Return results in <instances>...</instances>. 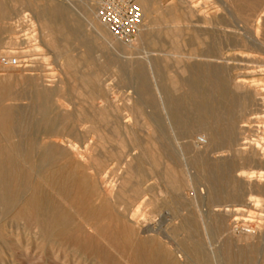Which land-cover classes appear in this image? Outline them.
<instances>
[{"label": "rangeland", "instance_id": "obj_1", "mask_svg": "<svg viewBox=\"0 0 264 264\" xmlns=\"http://www.w3.org/2000/svg\"><path fill=\"white\" fill-rule=\"evenodd\" d=\"M190 1H194L193 3L198 5V9L200 12L211 14L213 13V11L219 9L217 7L219 4L215 0H212L213 4L211 0ZM54 2L68 8L70 13L69 19L72 23L71 27H74V21L79 20L81 22L80 35L83 40L88 41L87 46L82 42L80 43L78 40H76V37L74 36H57L61 42L65 40V38L68 41V48L64 45L65 48L62 55L50 48V45L46 42L45 33L40 28L37 18H33L36 24L35 27H32L29 21L23 22L25 23L24 25L21 24V26H18L20 25L21 19H18L15 14L10 16L8 19L3 20L0 18V58L2 55L6 54V51L16 49H18V51L20 50L19 52L28 51L26 53L28 57L25 56L23 58H20L24 66L20 68H10L2 66L0 64V73L8 72L9 69H15L12 71H14L15 73H24L25 75L35 73L34 81L36 85L40 86V88L42 87V90L56 91L58 89H61V91L53 95L54 97L52 96L51 105L53 104L54 106H51V111L48 116L49 121L58 120L60 124L57 126L55 125L53 129V125L49 121L44 122V124L42 125L43 127H40L41 131H39V145L37 146L35 152L28 158L19 157V159L23 163V171L20 175L16 176V180L21 178V176H24L25 179L22 180H25L27 188L23 193L24 196L22 195L20 201L21 204L19 202L20 205L15 208V211L2 219L6 222H0V244L2 245L0 246V264H158L160 260L159 254L161 253L160 248H165L166 246L164 243L166 241V238L164 237L173 236L172 232L174 228L180 226L186 219L189 220L191 224H193V229L191 231L181 229L177 233L178 236H173V239L178 237L179 240H185L188 236L193 234V236L197 240L203 242L205 241L204 243L207 246L208 241L214 243L215 246L217 245L215 248H217V255L219 256H228L230 255V253L236 254L241 248L246 247L251 242H253L256 247L258 246V249L261 246L260 242L262 240V237L264 238V218L259 219L255 217L256 214L254 215V213L259 212L256 205L251 204L248 207V210L253 213L245 210L244 213L241 212L240 214L235 216H226L223 211V207L221 208L222 210L214 211V209H216V207H214V204H246L249 203L248 198L252 193L254 195L256 194L264 196V179H260L257 174L256 177L254 176L253 178L249 179L238 175L241 169L248 171L254 170L257 172L264 170V153L262 154L263 151L261 149L258 150L255 144L256 140L259 139L262 142V145L264 144V123L263 119L260 118L264 116V107L262 110V106L260 105L262 96H255L257 89H264V73L261 71L263 69V66L262 63H260V61H262V59L260 58L264 56H258V59L260 60H253V58H247L245 56V53L240 54L238 53V51L232 50L225 55V58L223 60L212 58L208 59L202 57L200 51L202 50L203 46L198 45L196 37H194L193 33L190 31H186V33L180 37L181 42L178 46V50L174 51L171 37L166 36L165 31H163L162 29L163 27H166L165 24H163V22L166 20H174L175 18L184 20L186 18L187 15L184 9L178 10L176 13L168 14V10L179 5L180 0H154V4L151 8L152 12L145 17L144 23L147 24L145 28L155 27L156 29L152 32V35L149 37V39L147 37L138 35L137 39L133 43H130L131 47H128L127 43L121 42L114 38L111 35L108 27L102 21L101 22L105 25V29L108 34L105 35V33H101L96 30L94 20H100V18L98 17L99 0H55ZM50 3L51 0H37V4H40V6H43L44 8ZM28 11L27 12L31 13V15L33 16L34 13L32 12V10ZM221 14H223L222 10L219 12V15ZM20 17L22 18V15H19V18ZM155 21L158 22L156 26L154 23ZM235 21L240 28L245 29V32L249 31L253 35L256 34L255 30L258 28V25L255 29L252 30L249 27H246V25L236 16ZM11 27H14L17 30L15 31L19 33L18 43L20 47L19 45H17V43L9 46V49L8 45H11V43L8 42V39L12 35H15V32ZM261 28L262 33L260 34V37L263 36L264 32V27L262 25ZM9 32H11L12 34H9ZM65 33H67V31H65ZM26 35L27 37L25 39ZM35 35L36 37H38V42L34 40ZM23 40L27 43H25L26 45H23ZM37 43L40 47L39 49H37L36 47ZM22 48L25 49L23 50ZM29 53H31L32 55H29ZM8 55L12 57H19L18 53H11ZM69 55L73 56L79 62L78 69L80 74H88L87 76H94V74H97L98 76V79L93 78V81H95L96 85L95 88L97 89V98L95 100V104L99 109L101 108L104 111L107 109L105 112L110 113V121L108 123H100V127L103 131H106L107 133L112 132L114 128L113 124L120 122V131L116 134V136L118 138L125 137L127 139L125 129L123 128L126 125L129 126L131 130L142 136L143 134L140 132V130L142 129L141 127L144 122L151 121L152 123H150L154 127H157L160 123V118L161 121L165 123L168 131V141L165 144L168 146V150L165 152L167 156L164 155L163 158L165 161L162 159L161 169L164 170L167 167H173L175 169L177 168V175L187 178L188 183L183 186V188L180 190L181 192L179 191L178 193H176L175 191H173L169 186L166 175L163 173H159L158 170H156L151 164H139L135 159L139 155L138 153H140V149H134L128 139L127 141L129 147L125 158H114L109 155V151L117 149V144H109V146L107 145V149L102 150L96 144L97 135L95 133H93L94 135H91L92 133H85L88 129L86 127H90L89 125L91 124L88 122L83 123L85 126L79 124V117L76 114H78L82 105L86 107L88 112H92V109L90 108L91 103L88 104L89 102H81L82 96L80 95V93H82L85 88H83L80 80L75 81L73 79H70L67 75L65 64L67 63V56ZM233 55L235 56V58ZM44 58L48 59L46 60ZM238 59L241 60L239 61ZM247 59L253 60L254 62L243 61ZM25 60H29V62L25 63ZM28 65H30L31 69H35L36 67V70H29V67H27ZM140 65H143V67L146 69L147 74L144 79H142L141 77H137L135 72V70ZM192 74L193 76H202L204 83H201L202 89H211L214 88L215 85L218 88L224 89L227 101L230 100V98L233 96H237V98L239 99L244 93H248L251 97L252 101L250 100L249 104L241 109V116L239 115L240 126L244 123L242 122V120L250 121L249 125L251 128H249L248 131L245 132V134L238 135L239 138L246 137V140L250 142V144H247L245 146L247 149L241 152L238 151V149L240 148L238 144L244 143L246 141L245 139H242L238 143H236L234 147L223 146V148L221 147L222 149L216 150L214 153H210L209 155H207L211 163L212 161H214L213 164L218 163L219 161L226 160L227 162L231 163L232 176L234 175V179L237 177L235 180H237L240 187L242 186L245 193L240 200H233L223 197L213 200L208 197L207 184L202 179V174L200 173L201 168L192 163L190 154L186 150H184L182 145L184 141L188 140L190 141V145L192 148L197 146L199 147L198 149H204L206 144H198V140L199 137L205 138L206 131L204 129L196 130L195 133L191 135L190 139L183 140L176 127L174 125H171L168 116L166 115L168 108V101L166 98L168 97V94L173 93L181 97H185L188 94L187 88H184L183 85H179V89L177 92L173 90L174 88H172L170 80L176 77V79L179 80L180 83H182ZM238 79H244L247 82V87L243 91L237 92L235 83L239 81ZM258 79L260 80L258 81ZM142 83H144L145 87L150 89L151 93H141L139 91V89L143 88L141 86ZM74 85L77 88V92L75 94V91L72 89ZM14 88L16 89V91L21 92L23 86L21 84L14 86L12 90L16 92ZM212 98L213 97H210V101L213 102L214 98ZM216 99L218 100L217 95L215 96V100ZM153 101L155 104H153ZM11 102L12 101H7L6 103L9 104ZM11 104L21 106L23 107V109H27V107L30 106V101L16 100ZM154 107L158 108L155 109ZM162 107L164 109H162ZM142 111H144L142 114L143 116L138 113ZM35 119L38 120L39 116H35ZM78 124L80 127L78 126ZM153 126L150 127L148 133L152 132V128H154ZM83 128L85 131L82 130ZM67 134L69 136H67ZM18 140L20 141V139L16 138H9L8 141L1 139L0 148L4 149L7 154L16 157L17 154L14 147ZM205 140L207 141L208 139L205 138ZM75 145L78 147H76ZM47 146L53 147L52 156L55 157L53 158V164L48 166L43 172H38L37 165L39 159L41 158V155L45 147ZM86 146H89L88 150L86 149ZM161 146L162 145H158V147ZM219 151L225 152L220 153ZM91 154L92 156H101L102 164L101 166L99 165L101 168L98 165L94 164V157L92 158ZM126 158H128L129 160H127ZM118 159H120V161H118ZM130 163L137 167L138 165L140 166V169L144 174V177H141V182H145L142 185V189L147 192L146 198L148 197V199H152L153 201H155L154 203H156L146 205L143 208V212L146 214V217L141 216L139 218L140 220L137 219L138 223L137 221H134L135 224L133 221L128 222V220L122 217L119 214V209H117L112 202L106 203L105 201L108 192L113 190V193H115L121 186L122 178L126 175L125 170L127 171L128 165ZM110 164L113 165L111 166ZM111 168L113 169V171ZM88 169L90 170L88 171ZM108 171H110V173ZM114 172H117V174L113 175L115 174ZM49 173H52V175L54 174L55 176H52ZM103 174L110 175L108 176L107 182L105 184L102 183ZM112 178L114 180L110 181V179ZM119 178H121V180ZM116 180H119L118 183ZM73 181L74 183L72 184ZM113 182L114 185L112 184ZM32 185H34L35 187ZM56 185L59 187H56ZM32 193H36L35 197L37 201H39L38 199L43 200L44 197L56 200L61 204L67 214L70 215V222L66 226L61 227V229H58V231L54 232V236L48 240H46L47 238H44V240L43 237H41L40 230L38 229V227L36 228V208L29 200L32 196ZM45 194L48 195L45 196ZM162 200H164V202H162ZM29 203L31 204L30 206ZM124 206L125 205L123 204V206L120 208L121 212L123 211ZM132 209H137V205L132 207ZM18 213L20 216L17 215ZM12 215L14 218L12 217ZM201 215H204V217ZM216 215L222 216L221 221L222 226L224 227L221 231L213 230ZM167 217L168 219H166ZM24 219L26 222L24 221ZM144 223L147 224L144 226ZM125 224L129 226L127 227ZM132 224L135 225L134 228H131L133 226ZM5 226L7 227L5 228ZM13 226L14 228L16 227L15 229L17 230H15ZM151 226H155L159 230V235L155 234L154 232L152 234V231L146 232L147 228ZM234 229H237V231H234ZM249 229L250 231L254 230L253 232L255 234L257 233L254 238L250 239L251 241H247L244 234L247 233L246 231H249ZM7 231H9V233H7ZM36 231H38L39 234ZM18 232L19 234H17ZM37 234L40 237H38ZM31 235L33 236L31 237ZM4 240L6 242H4ZM40 242L42 245L40 244ZM48 243H50V245ZM68 244L70 245V247L68 246ZM173 244L174 245L171 249L175 251L177 260L178 262H180L179 264H191L192 262H188V257H186V254H183L179 251L181 249H179L177 243H175L174 241ZM64 245L67 247H65ZM31 248H33L34 250ZM27 249L28 251L24 252ZM78 255L80 257H76ZM182 255L185 256L182 258L180 257ZM38 256L39 258H37ZM47 256L50 257L46 258ZM68 256H71V259ZM53 257L56 259L59 257L57 259V261L60 259L58 263L53 261ZM84 261L86 263H84ZM192 264L201 263H196L194 261ZM262 264H264V260Z\"/></svg>", "mask_w": 264, "mask_h": 264}, {"label": "bare ground", "instance_id": "obj_2", "mask_svg": "<svg viewBox=\"0 0 264 264\" xmlns=\"http://www.w3.org/2000/svg\"><path fill=\"white\" fill-rule=\"evenodd\" d=\"M54 1L55 0H51V3L47 6H45V8H44L43 6H40V4L39 5L37 4V0H0V18L3 20L8 19L10 16L15 14L18 19H21L20 25H18V26H21V24L24 25L25 23H23V22L29 21L31 23L30 25L32 27L36 26L33 18L34 17L37 18L39 21L40 28L45 33L46 42L50 45V48L52 50L56 51L57 53L62 54V55H63V51L65 48L64 45L67 47L68 41L66 40V38H65V40H63V38H62L63 41L61 42L58 39L59 36H63V37L64 36L69 37V35L74 36V37H76V40H78L80 43L82 42L84 45L87 46L88 41L83 40L81 35H80L81 22L79 20L74 21L73 22L74 27H71L72 23L69 19L70 13H69L68 8L61 5V4L55 3ZM215 1L219 4L217 6L219 9L213 11V13H211V14H208L206 12H200L198 9V5L194 4L193 3L194 1H190V0H180L179 5H177L173 8H170L168 10V14H171V13H176L178 10L184 9L185 13L187 15L184 20H180V19L175 18L174 20H168V21L166 20L163 22V24H165L166 27H163L162 30L165 31L166 36L171 37V42H172V45L174 47L173 50L174 51L178 50V46L181 42L180 37L183 34H185L186 31H190L193 33V36L196 37L198 45L203 46L202 50L200 51L202 57H205L208 59L212 58V59H218V60L222 59L223 60L225 58V55L229 51H232V50L238 51V53H240V54L245 53V56L247 58H249V59L253 58V60L258 59V56L259 57L264 56V32H263V36L260 37V34L262 33L261 25L264 27V0H215ZM138 2H139V5L143 11L144 19H145V17L149 13L152 12L151 8L154 4V0H138ZM211 2H212V0H211ZM212 4H213V2H212ZM28 10H32V12L34 13L33 16L31 15V13H28L29 12ZM221 10L223 11V14L219 15V12ZM19 15H22V18L21 17L19 18ZM235 16L238 17L240 19V21H242L246 25V27H249L252 30L255 29L258 25V28L255 30L256 34L253 35L249 31L245 32L244 28H240L239 25L237 24V22L235 21ZM94 23H95V27H96L97 31H99L101 33H105V35L108 34V32L105 29V25L101 22V20L96 19V20H94ZM154 23H155V26L158 24L157 21H155ZM146 25L147 24L144 23V25H143L140 33H139V36L147 37L149 39V37L152 35V32L156 28L155 27L145 28ZM11 28L14 30L15 35L14 36L10 35L11 37L8 39V42L11 43V45H8L9 49H10L9 46H12L13 44H17L19 42V33L16 32L17 30L14 27H11ZM29 29H31V28H29ZM34 31H35V29H34ZM65 31H67V33H65ZM10 33L11 32H9V34ZM0 35H1V33H0ZM26 37H27V35L25 36V39H26ZM34 40L36 42H38V37H36V35H35ZM31 42H34V41H31ZM25 43L26 42L24 41L23 45L27 44V43L26 44ZM17 45H19V43ZM30 46H31V44H30ZM127 46L131 47L130 44H128ZM19 47H20V45H19ZM24 47H27V46H24ZM28 47H29V45H28ZM36 47H37V49L40 48L38 46V43H37ZM8 48H7V50H8ZM16 50L6 51L5 53L6 54L18 53L19 58H21V57L23 58V57L27 56L26 53L28 51L19 52L20 50L19 51H18V49H16ZM171 53H172V51H171ZM30 54L31 53H29V55ZM67 57L68 58H67V63L65 64V67H66V72H67L68 77L70 79L75 80V81L80 80L82 85H83V88H85V90L82 93H80V95L82 96L81 102H84V103L89 102L88 104L91 103L90 108L92 109V112H88L86 107H84L82 105L78 114L74 113V114L78 115V117H79L78 118L79 124H81L83 126H85L83 124L85 122H88L91 124V125L87 124L90 127H86L88 129L85 133H90V134L92 133L91 135H94L93 133H95L97 135L96 144L102 150L107 149V145L109 146V144H112V143L117 144V149L109 151L110 154L108 153L110 156H112L114 158H116V157H118V158L124 157L125 158V155L128 152V147H129L128 141H129L134 149H140V151H139L140 153H138L139 155L136 157L135 160H137L139 164L149 163L156 170H158L159 173L165 174L171 189L173 191H175L176 193H178L183 188V186L186 183H188L187 178L180 177L179 175H177V171H176L177 168L175 169L173 167H167L164 170L161 169L162 159L164 158V155L167 156V154H165V152L168 150V146L165 144L168 141V133H167L168 131H167V126L165 125V123L163 121H161L160 118H159L160 123L157 127H154L151 124L152 123L151 121H150L151 123L149 121L144 122V124H142V127H141L142 129L140 128L141 129L140 132L143 134L142 136H140L135 131L131 130L129 128V126L126 125L123 128L125 129L126 137H127L128 141L125 137H121V138L119 137L118 138L116 136V134L120 131V127H121L120 122L113 124L114 128H113L112 132L107 133L106 131H103L102 128L100 127V123H102V122L108 123L110 121V115H109L110 113L105 112L107 109L105 111L102 110L101 108L99 109L95 104V100L97 98V89L95 88L96 85H95V81H93L94 80L93 78L98 79V76H97V74H94V76H87L88 74H86V75L80 74L79 69H78L79 62L73 56L69 55ZM234 58H235V56H234ZM44 59L47 60L48 58H44ZM230 59H233V58H230ZM249 59L243 60V61L254 62L253 60H249ZM260 59H262V61H260V63H262V66H263V69L261 71L264 73V57H261ZM260 59H258V60H260ZM238 60L240 61L241 59H238ZM26 62H29V60H25V63ZM210 64H211V62H210ZM27 67H29V70H36V67H35V69H31L30 65H28ZM12 70H15V69H9L8 72L0 73V140L4 139V140L8 141L9 138H16V139H20V141L19 140H18V142L16 141L17 143L14 147L15 152L17 154L16 157H14L13 155L7 154V152H5L4 149L0 148V222L3 221L2 219L5 216H8L12 212H14L15 208L21 204L20 201H21V198H22L24 191H26L27 185H26L25 180H22V179H25L24 176H21V178H19L20 180L19 179L16 180V178H17L16 176L20 175L21 172L23 171V163L21 162L19 157L28 158L35 152L37 146L39 145V138H40V132L39 131H41L40 127L44 124V122L49 121L48 116H49V113L51 111L50 110L51 106L53 105V104L51 105L52 96L54 94H57V92L61 91V89H58L56 91L42 90V87L40 88V86L36 85V83L34 81L35 80L34 79L35 73H30V75H27V74L25 75L24 73L22 74L20 72L15 73ZM135 72H136L137 77H141L142 79H144L146 74H147L146 69L143 67V65H140L135 70ZM244 79H240V80L238 79L239 81H237L235 83V88L237 89V90L236 89L235 90L237 92L243 91L247 87V82ZM259 80L260 79H258V81ZM138 81H136V82H138ZM261 81H263V80H261ZM219 82H221V81H219ZM144 83L141 84V86L143 88L139 89V91L141 93H151L150 89L145 87ZM170 83L172 85V88H174L173 90H175L176 92L179 89V85H183V87L184 88L186 87L188 90L187 91L188 94L185 97H181V96H178V95L172 93V94H168V97L166 98L168 101V106H167L168 108H167L166 115L168 116V119H169L171 125H174L176 127V129L178 130V132L181 135L183 140L184 139L185 140L190 139L191 135L193 133H195L196 130L204 129L206 131L205 138H207L208 140L206 141L207 143H206L204 149H198L199 147H197V146L192 148L190 145V141H188V140L184 141L182 145H183L184 150H186L190 154L192 163L201 168L200 173L202 174V179L207 184V188H208L207 195H208V197L210 199H213V200L219 199L221 197L230 198L233 200H238V199L240 200L244 196L245 193H244V189L242 188V186L240 187L237 180H235L237 177L234 179L233 178L234 175L232 176L231 163L227 162V160H226V161H219L218 163L213 164L214 161H212V163H211L209 161V158L207 157V155H209L210 153H214L216 150L222 149L223 146L224 147L225 146H228V147L233 146L234 147V145H236V143H238L240 140H242V139L246 140L247 139L246 137L239 138L238 135L239 134H241V135L245 134V132H247L248 129L251 128L249 125L250 121L245 120L247 122L246 123L245 121L242 120V122H244L245 124L243 123V125L240 126L239 115H240L241 109L246 107L249 104L251 97L249 96L248 93H244V94L242 93L243 95L241 96V98L238 99L237 96H233L230 98V100L227 101L225 90L222 88H218L216 85L214 86V88H211V89H207V90L202 89L201 83H203V78L200 75H197V76L194 75L193 76V74H192L188 79L184 80L182 83H180L179 80H177L176 77H174L170 80ZM19 84H21L23 86L22 91L21 92L16 91V89L14 88L16 91V92H14L12 90L13 87L16 85H19ZM215 87H216V89H215ZM72 89L75 91L74 92V94H75L77 92V88L75 87V85L73 86ZM216 95L218 96V100L217 99L215 100ZM256 95L262 96L260 105L262 106V110H263V107H264V89H260V88L257 89L255 96ZM210 97L214 98V99L212 98L214 100L213 102L210 101ZM16 100H25V101L29 100L30 106L27 107V109H23V107H21V106L14 105L15 103L11 104L13 101H16ZM59 100H61V99H59ZM59 100H58V102H59ZM7 101H12V102L7 104L6 103ZM153 104H155L154 101H153ZM60 106H61V104H60ZM154 108L156 109L158 107H154ZM162 109H164V108L162 107ZM143 112L144 111L138 112V113L142 115ZM247 115H248V113H247ZM35 116H39V119L38 120L35 119ZM260 118L263 119V123H264V116L260 117ZM49 122L53 125V129H54L55 125L57 126L60 124L58 120H53V121H49ZM79 124H78V126H79ZM152 126L154 127V128H152L153 129L152 132L148 133L150 127H152ZM42 130H43V128H42ZM82 130H84V128ZM84 131H82V132H84ZM62 135H63V133H62ZM51 136H54V135H51ZM67 136H69V135L67 134ZM81 138H82V136H81ZM89 139H91V138H89ZM4 143H6V142H4ZM91 143H92V141H91ZM170 144H171V142H170ZM198 144H199V142H198ZM247 144H250V142L247 140L244 143H239L238 145L240 146V148L238 149V151H240V152L245 151L247 149L245 147ZM255 144H256L258 150L261 149L263 151L262 152V154H263L264 153V144L262 145V142L260 141V139L256 140ZM65 145H67V144H65ZM76 145H77V143H76ZM158 145H162V146L158 147ZM76 147H78V146H76ZM86 147H87L86 149L88 150L89 146H86ZM52 150H53L52 146L45 147V149L41 155V158L39 159L38 165H37V171L38 172H43L48 166L53 164V158H55V157L52 156ZM93 150H97V149H93ZM219 152L223 153L225 151H219ZM262 154H260V155H262ZM91 156H92V154H91ZM95 156H92V158L94 157L93 158L94 164L101 166V164H102L101 156H99V155L96 157ZM57 159H58V157H57ZM126 159L129 160L128 158H126ZM57 161H59V160H57ZM103 161H104V159H103ZM118 161H120V159H118ZM109 162H111V161H109ZM112 162H113V160H112ZM78 163H79V161H78ZM87 163H89V162H87ZM116 168H114V169H116ZM89 170L90 169H88V171ZM112 171H113V169H112ZM108 172L110 173V171H108ZM125 172H126V175L123 176L121 186L119 185L120 186L119 189L115 193H113L114 191L110 188L112 191L108 192V195H107V198H105V201H106V203L112 202L115 205V207L117 209H119V214L122 217H124L126 220H128V222H130V221L134 222V221H137V219H139L141 216L146 217V214L143 212V208L146 205H148V204L151 205V204H156V203H154L155 201H153L152 199H148V197L146 198L147 192L142 189V185L145 182H143V183L141 182V180H142L141 177L144 174H143V171L140 169V166L138 165V167H137V166L133 165L132 163H130L128 165L127 171L125 170ZM114 173L115 174H113V175L117 174V172H114ZM49 174L52 175V173H49ZM57 174H59V173H57ZM101 174H102V172H101ZM108 174H105V175L103 174V177H102V183L103 184H105L107 182V178H108V176H110ZM256 174L260 179H264V170L257 172L254 170L248 171V170H244V169L242 170L241 169V171L238 173L239 176H242V177L248 178V179L253 178L254 176L256 177ZM113 175H111V176H113ZM52 176H55V175L53 174ZM116 179H117V177H116ZM119 179L121 180V178H119ZM111 180H114V179L112 178V179H110V181ZM116 181L118 183L119 180H116ZM73 183H74V181L72 182V184ZM56 184H58V183H56ZM108 184H109V182H108ZM112 184L114 185V182ZM32 186H34V185H32ZM100 186H101V184H100ZM246 186H247V184H246ZM56 187H59V186L56 185ZM66 189H67V187H66ZM263 191H264V189H263ZM28 192H30V191H28ZM35 194L32 193V196L29 200H30V202H32V204L36 208V219H37L36 228L38 227V229L40 230L41 237H43V239L47 238L46 240H48L54 236V232L58 231V229H61V227L66 226L70 222V215L67 214V212L61 206V204L58 203L56 200L44 197L45 199L44 198H43V200L38 199L39 201H37ZM58 194H59V192H58ZM47 195L48 194H45V196H47ZM62 198H63V196H62ZM23 200H25V199H23ZM248 201H249V203H246V204L240 203L237 205L216 203V204H214V207H216V209H214V211L222 210L221 208L223 207V211H224L226 216L227 215L235 216V215L240 214L241 212L244 213L245 210H248V207L251 204H254V205H256L257 210L259 211L258 213H254V215L256 214L255 217H257L259 219H263L264 218V196L256 195V194L254 195L252 193L249 195ZM19 202H20V204H19ZM27 202H28V200H27ZM162 202H164V200H162ZM123 204L125 206H124L123 211L121 212L120 208L123 206ZM30 205L31 204L29 203V206ZM136 205H137V209L133 210L132 207H134ZM164 205H165V203H164ZM17 210H18V208H17ZM110 212H111V210H110ZM149 212H151V211H149ZM248 212H251V211L248 210ZM251 213H253V212H251ZM150 214H152V213H150ZM17 215H19V213ZM112 215H113V213H112ZM156 216H157V214H156ZM164 216H167V215H164ZM201 216L204 217V215H201ZM12 217H13V215H12ZM106 218H108V217H106ZM215 218H216V220L214 222L213 230L214 231H221L222 228L224 227V226H222V221H221L222 216L216 215ZM27 219H29V218H27ZM147 219H149V218H147ZM166 219H168V217ZM24 221H25V219H24ZM12 222H13V220H12ZM137 223H138V221H137ZM134 224H135V222H134ZM146 224L144 223V226ZM34 225H35V223H34ZM23 226H24V224H23ZM6 227L7 226H5V228ZM34 227H32V228H34ZM134 227H135V225H133L131 228H134ZM193 227H194L193 224H191V222L186 219L180 226L174 228L172 235L178 236L177 233L179 232V230H181V229L185 230L186 229V230L191 231L193 229ZM13 228H14V226H13ZM30 229H31V227H30ZM15 230H17V229H15ZM194 230H195V228H194ZM9 231H7V233H9ZM149 231H152V234L154 232L155 234L159 235V233H158L159 230L155 226L148 227L146 232H149ZM234 231H237V229H234ZM253 231H250V229H249V231H246L247 233H244L245 239L247 241L248 240L251 241L250 239L254 238L255 235L257 234V233L255 234ZM3 232H5V231H3ZM36 232H38V231H36ZM17 234H19V232ZM38 234H39V232H38ZM32 236L33 235H31V237ZM173 236H171V237L165 236L164 237V238H166L165 239L166 241L164 242L166 246H165V248L164 247L160 248L161 253L159 254L160 260H159L158 264H179L180 263L177 260L175 251L171 249L174 245L173 244L174 241L179 246V249H181L179 251L182 252L183 254H186V257H188V262H192V263L195 261L196 263L199 262L201 264H262V262L264 260V258H263L264 238L262 236H261L262 240L260 242L261 246L258 249H257L258 246L256 247L255 244H253V242H251L246 247L241 248L236 254L230 253V255H228V256L217 255L218 251L216 250L217 248H215L217 245L215 246L214 243H212L211 241H208L207 242L208 246H207L204 243L205 241L203 242V241L197 240L193 236V234L188 236L187 239H185V240H179L178 237L173 239L172 238ZM22 237H24V236H22ZM38 237H40V236L38 235ZM135 237H136V235H135ZM33 238H35V237H33ZM242 238H243V236H242ZM6 239H7V237H6ZM104 240H105V238H104ZM4 242H6V241L4 240ZM160 243H161V241H160ZM10 244H8V245H10ZM40 244H41V242H40ZM48 244L50 245V243H48ZM0 246H2V245L0 244ZM68 246L70 247L69 244H68ZM46 247H47V244H46ZM65 247H67V246H65ZM57 248H59V247H57ZM31 249H33V248H31ZM13 250H14V248H13ZM21 250H22V248H21ZM26 251H28V249L25 250L24 252H26ZM82 252H83V250H82ZM28 255H26V256H28ZM184 256L182 255L180 257L183 258ZM49 257L47 256L46 258H49ZM76 257H80V256L78 255ZM37 258H39V256ZM69 258L71 259V256ZM33 259H35V258H33ZM57 259L54 258L53 261L58 263V261L60 259L58 261H57ZM132 260H133V258H132ZM46 262H47V260H46ZM3 263H4V260H3ZM84 263H86V262L84 261ZM91 263H93V262H91ZM144 263H146V262H144ZM5 264H7V263H5Z\"/></svg>", "mask_w": 264, "mask_h": 264}, {"label": "built area", "instance_id": "obj_3", "mask_svg": "<svg viewBox=\"0 0 264 264\" xmlns=\"http://www.w3.org/2000/svg\"><path fill=\"white\" fill-rule=\"evenodd\" d=\"M98 17L114 38L127 44L137 39L145 21L138 0H99ZM0 64L10 68L24 66L18 56L8 54L1 56ZM198 142L206 144L203 137H199Z\"/></svg>", "mask_w": 264, "mask_h": 264}]
</instances>
